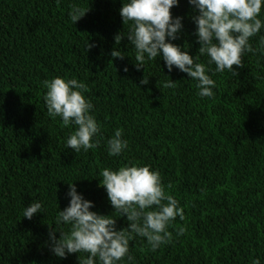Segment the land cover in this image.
<instances>
[{"label": "trees", "instance_id": "trees-1", "mask_svg": "<svg viewBox=\"0 0 264 264\" xmlns=\"http://www.w3.org/2000/svg\"><path fill=\"white\" fill-rule=\"evenodd\" d=\"M122 2L0 0V264H80L86 253L58 258L48 247L49 227L57 238L67 230L55 221L68 205L67 183L93 202L91 211L117 218V230L127 227L99 186L104 168L126 163L158 171L183 208L170 243L152 252L145 238L130 241L134 264H264V29L250 40L258 50L233 65L237 75L210 72L214 96L201 98L196 81L169 73L159 57L135 68ZM73 5L88 10L74 24ZM170 11L183 24L172 42L206 64L194 35L196 10L179 0ZM117 34L124 35L119 44ZM115 49L124 59L111 56ZM57 76L85 83L101 128L98 147L66 148L74 128L50 117L43 101L42 82ZM168 79L174 87L163 86ZM116 129L129 147L111 157L106 142ZM34 201L45 210L24 218Z\"/></svg>", "mask_w": 264, "mask_h": 264}, {"label": "clouds", "instance_id": "clouds-1", "mask_svg": "<svg viewBox=\"0 0 264 264\" xmlns=\"http://www.w3.org/2000/svg\"><path fill=\"white\" fill-rule=\"evenodd\" d=\"M187 3L197 12L192 17L194 35L200 45L199 55L207 57L206 64L172 42L183 28L182 18L173 17L170 11L178 6L179 0H123L119 14L122 23L129 25L126 37L134 47L137 70L159 57L169 73L175 68L196 81L199 97L212 98L216 82L209 73L227 71L237 75L233 65L241 67L242 56L258 50L250 40L264 29V19L260 18L264 0H187ZM87 11L73 5L69 12L72 24ZM123 36H115L117 44ZM259 45V50H264V36H260ZM111 56L125 57L116 49ZM212 65H215L214 70ZM123 70L127 72L128 68ZM42 83L46 89L43 101L48 115L53 119L59 117L65 127L74 128L66 140V148L79 153L98 147L100 141L95 138L101 128L92 114L93 104L84 95L85 83L59 76ZM147 83L148 80H141V84ZM175 83L168 79L163 86L172 88ZM128 147L121 129H116L106 142L111 157L121 156ZM100 175L99 186L104 188L113 211L126 218L127 227L117 230V218L91 211L93 202L86 200L73 182L67 183L68 205L58 210L55 217L56 224L67 226V230L58 231V238L56 229L49 227L48 232V247L56 257L86 253L80 264H121V261L134 264L130 241L135 237L145 238L152 252L171 242L169 227L177 217L183 219V208L165 191L158 171L150 165L126 163L116 169L106 167ZM44 210L42 201H34L24 208L23 217L30 220ZM183 232L184 228L180 227L176 235ZM252 264H261V260L256 258Z\"/></svg>", "mask_w": 264, "mask_h": 264}]
</instances>
